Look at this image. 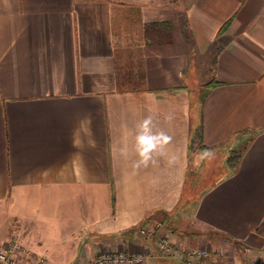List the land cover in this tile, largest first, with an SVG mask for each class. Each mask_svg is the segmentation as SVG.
<instances>
[{"label": "crops", "instance_id": "obj_1", "mask_svg": "<svg viewBox=\"0 0 264 264\" xmlns=\"http://www.w3.org/2000/svg\"><path fill=\"white\" fill-rule=\"evenodd\" d=\"M150 114L172 140L136 172ZM153 222L211 264H264V0H0V246L179 264L138 234Z\"/></svg>", "mask_w": 264, "mask_h": 264}, {"label": "built area", "instance_id": "obj_2", "mask_svg": "<svg viewBox=\"0 0 264 264\" xmlns=\"http://www.w3.org/2000/svg\"><path fill=\"white\" fill-rule=\"evenodd\" d=\"M160 222H154L148 228H139L138 234L150 238L157 257L173 259L179 264H210L212 251L207 248L183 247L172 243L170 235L158 232ZM140 252L105 251L82 264H141L152 256L153 251ZM216 255L219 253L215 252ZM45 256L34 253L21 244L16 235H12L7 244L0 246V264H45Z\"/></svg>", "mask_w": 264, "mask_h": 264}, {"label": "clouds", "instance_id": "obj_3", "mask_svg": "<svg viewBox=\"0 0 264 264\" xmlns=\"http://www.w3.org/2000/svg\"><path fill=\"white\" fill-rule=\"evenodd\" d=\"M165 120L171 121L173 116L168 114ZM134 149L136 159L132 162V168L138 172L142 168H148L150 165L155 166L159 163V157L166 155L165 149L170 144L172 137L157 126L156 117L148 115L136 126L134 133ZM121 155L128 157V149H121ZM211 150H204L200 153L202 159L214 157ZM175 157L169 158V163H174Z\"/></svg>", "mask_w": 264, "mask_h": 264}, {"label": "rangeland", "instance_id": "obj_4", "mask_svg": "<svg viewBox=\"0 0 264 264\" xmlns=\"http://www.w3.org/2000/svg\"><path fill=\"white\" fill-rule=\"evenodd\" d=\"M237 151L238 152L241 151V148L239 147ZM236 157H237V155L235 153V154H232L230 156V159L233 160V162H234L236 160ZM215 172L218 173V171L215 170L212 165L210 167L208 166L207 170H202V172H199V176L197 177V182H196L197 194H199L203 189H205V186L208 183H210ZM69 255H70L69 252H52L51 257H48V258L45 257V259H46L45 264H73L74 263L73 260L72 261L67 260L70 257ZM166 260H173V259H166ZM211 262H212V260L210 261V264H211Z\"/></svg>", "mask_w": 264, "mask_h": 264}, {"label": "trees", "instance_id": "obj_5", "mask_svg": "<svg viewBox=\"0 0 264 264\" xmlns=\"http://www.w3.org/2000/svg\"><path fill=\"white\" fill-rule=\"evenodd\" d=\"M228 23H229V21H227L226 23L223 24V26L219 29V33L223 32L226 29ZM242 152H243L242 149L239 152L238 151L235 152L237 157H236V160L234 161V163L238 162L239 158L241 157ZM230 163L232 166L234 165L233 160H231V159H230Z\"/></svg>", "mask_w": 264, "mask_h": 264}]
</instances>
